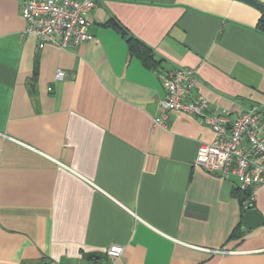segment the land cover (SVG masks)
Instances as JSON below:
<instances>
[{
	"label": "crops",
	"instance_id": "0c3cea01",
	"mask_svg": "<svg viewBox=\"0 0 264 264\" xmlns=\"http://www.w3.org/2000/svg\"><path fill=\"white\" fill-rule=\"evenodd\" d=\"M95 1L91 40L38 49L19 0H0V264H104L113 244L117 264H264V185L244 202L263 221L246 229L235 179L194 166L210 127L173 111L152 123L172 67L195 69L213 111L264 112L263 14L240 0Z\"/></svg>",
	"mask_w": 264,
	"mask_h": 264
},
{
	"label": "built area",
	"instance_id": "2783aa9c",
	"mask_svg": "<svg viewBox=\"0 0 264 264\" xmlns=\"http://www.w3.org/2000/svg\"><path fill=\"white\" fill-rule=\"evenodd\" d=\"M19 4L26 24L24 33L35 38L38 49L45 44L74 48L93 38L87 26L95 0H19ZM62 77L63 72L57 69L55 78ZM160 79L165 94L160 101L161 113L152 123L166 127L170 111L198 117L210 127L213 139L198 145L194 166L222 178L233 177L235 187L248 191V200H252L256 187L264 185L263 110L256 104L237 110H211L207 99L195 92L198 78L190 67L169 68ZM122 251L120 245L108 246L104 264H117Z\"/></svg>",
	"mask_w": 264,
	"mask_h": 264
},
{
	"label": "trees",
	"instance_id": "16d2710c",
	"mask_svg": "<svg viewBox=\"0 0 264 264\" xmlns=\"http://www.w3.org/2000/svg\"><path fill=\"white\" fill-rule=\"evenodd\" d=\"M107 24L125 38L128 51L131 55L136 56L147 67H156L157 61L154 59L153 50L148 45L135 38L116 20L110 19ZM257 29L264 33V15L261 16V19L257 24ZM236 194L240 204L242 205L243 214L247 208L244 202L247 200L249 192L246 190L236 189ZM240 224L241 222L231 231L228 238L238 237L241 235V231L239 230Z\"/></svg>",
	"mask_w": 264,
	"mask_h": 264
},
{
	"label": "water",
	"instance_id": "95a60500",
	"mask_svg": "<svg viewBox=\"0 0 264 264\" xmlns=\"http://www.w3.org/2000/svg\"><path fill=\"white\" fill-rule=\"evenodd\" d=\"M256 7L264 15V4L257 0H240ZM263 221L262 215L254 208L247 207L243 214V227L254 228Z\"/></svg>",
	"mask_w": 264,
	"mask_h": 264
}]
</instances>
